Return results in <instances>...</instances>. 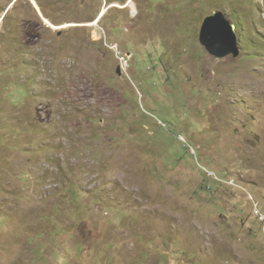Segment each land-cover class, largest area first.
Listing matches in <instances>:
<instances>
[{
    "label": "rangeland",
    "instance_id": "1",
    "mask_svg": "<svg viewBox=\"0 0 264 264\" xmlns=\"http://www.w3.org/2000/svg\"><path fill=\"white\" fill-rule=\"evenodd\" d=\"M33 1L0 0V264H264V0Z\"/></svg>",
    "mask_w": 264,
    "mask_h": 264
},
{
    "label": "water",
    "instance_id": "2",
    "mask_svg": "<svg viewBox=\"0 0 264 264\" xmlns=\"http://www.w3.org/2000/svg\"><path fill=\"white\" fill-rule=\"evenodd\" d=\"M234 30L221 12H214L202 21L198 40L205 52L216 60L228 56L237 58L239 49Z\"/></svg>",
    "mask_w": 264,
    "mask_h": 264
},
{
    "label": "built area",
    "instance_id": "3",
    "mask_svg": "<svg viewBox=\"0 0 264 264\" xmlns=\"http://www.w3.org/2000/svg\"><path fill=\"white\" fill-rule=\"evenodd\" d=\"M113 50L116 51V58H117V60H119L121 67L124 68V69L128 68V66H129V63H128L129 58H127V56L123 55L121 52L117 51V47L116 46L113 47ZM261 220L263 222L264 221V217H262Z\"/></svg>",
    "mask_w": 264,
    "mask_h": 264
},
{
    "label": "bare ground",
    "instance_id": "4",
    "mask_svg": "<svg viewBox=\"0 0 264 264\" xmlns=\"http://www.w3.org/2000/svg\"><path fill=\"white\" fill-rule=\"evenodd\" d=\"M32 2H34V1L32 0ZM131 4H132V2L129 4V6H131Z\"/></svg>",
    "mask_w": 264,
    "mask_h": 264
}]
</instances>
